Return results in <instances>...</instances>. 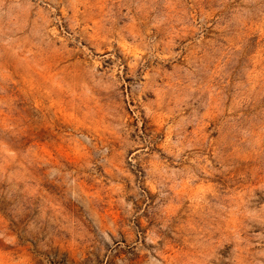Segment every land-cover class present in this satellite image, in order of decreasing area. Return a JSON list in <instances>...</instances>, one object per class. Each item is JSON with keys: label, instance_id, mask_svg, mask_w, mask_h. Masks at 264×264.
<instances>
[{"label": "rangeland", "instance_id": "1", "mask_svg": "<svg viewBox=\"0 0 264 264\" xmlns=\"http://www.w3.org/2000/svg\"><path fill=\"white\" fill-rule=\"evenodd\" d=\"M0 264H264V0H0Z\"/></svg>", "mask_w": 264, "mask_h": 264}]
</instances>
